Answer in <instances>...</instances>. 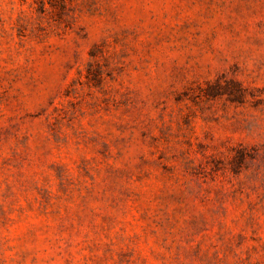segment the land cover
Here are the masks:
<instances>
[{"label":"rangeland","instance_id":"rangeland-1","mask_svg":"<svg viewBox=\"0 0 264 264\" xmlns=\"http://www.w3.org/2000/svg\"><path fill=\"white\" fill-rule=\"evenodd\" d=\"M0 264H264V0H0Z\"/></svg>","mask_w":264,"mask_h":264}]
</instances>
